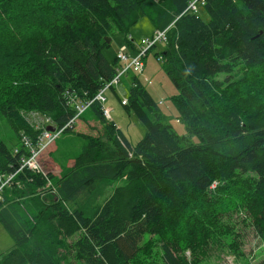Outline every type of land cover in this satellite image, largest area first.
<instances>
[{"label": "trees", "instance_id": "trees-1", "mask_svg": "<svg viewBox=\"0 0 264 264\" xmlns=\"http://www.w3.org/2000/svg\"><path fill=\"white\" fill-rule=\"evenodd\" d=\"M142 17L167 30L163 68L178 90L172 100L187 134L174 131L163 102L135 76L127 102L121 100L146 129L133 146L95 98L121 66L117 56H106L107 38L117 31L132 46L128 35ZM263 67L264 0H0V115L12 131L36 141L42 129L23 111L49 114L61 127L78 113L76 102L94 99L80 117L89 112L103 126L61 178L19 170L29 150L21 145L16 153L0 137V171L19 170L0 200V222L15 242L0 264H63L59 237L76 234L75 254L84 264H130L155 235L163 264H190L169 236L181 234L183 199L248 174L253 229L264 242V96L246 84ZM254 88L264 89V75ZM116 180L122 183L106 191ZM209 215L208 226L202 221L204 231L197 230L203 239L221 234L212 228L217 214Z\"/></svg>", "mask_w": 264, "mask_h": 264}, {"label": "rangeland", "instance_id": "rangeland-1", "mask_svg": "<svg viewBox=\"0 0 264 264\" xmlns=\"http://www.w3.org/2000/svg\"><path fill=\"white\" fill-rule=\"evenodd\" d=\"M200 14L205 20H209L210 17L205 10L200 9ZM155 32L156 30L150 20L147 17H142L131 28L128 35L129 39L130 36L133 39L132 46L123 34L114 31L113 37L111 36V46L105 49V54L109 59H113L118 55L120 49L125 48L127 53L131 55V61L142 47H147L146 40L152 38ZM165 48L166 42H158L156 48L142 58L145 65L142 73L129 70L117 84H112L115 86L116 94L110 88H107L105 93L106 100L103 101V106L104 109L110 110L111 118L108 117V119L115 121L133 146L145 136L146 129L134 113L128 114L125 111L121 100L128 98L130 86L135 76L157 102H163L160 108L167 116V122L170 123L174 131L180 136L187 134L185 124L178 120V110L172 100L178 94V90L163 68L161 53L164 52ZM261 75H264V67L260 71L253 70L248 81L246 80V84L251 87L250 93L258 97L264 96V89L256 90L254 88ZM3 76L4 74L0 73V80ZM219 77L223 78L224 75L221 74ZM23 112L28 123L36 129H42L49 121L53 122L52 116L49 114L38 111ZM68 128L47 151L40 155V170L33 171L25 167L26 170L43 174L46 178H49V174L61 178L65 171L74 167L75 157L82 150L87 137H90L89 135L97 136L102 131L103 126L97 118L87 112ZM19 136L12 131L8 122L0 115V137L16 153L23 145ZM193 141L198 142V139L195 137ZM26 155L28 154H24L23 157ZM253 179V174L232 179L223 186L222 190L216 189L218 183L215 182L206 195L194 194L190 201L188 197L183 199L185 206L182 210H178L180 216L176 221L182 223L177 226V229H182L181 234L178 237L173 234H169V236L174 241L173 244L185 253L190 264H259L264 258V242L253 229L255 212L249 210L248 204L254 188ZM121 183V180L108 182L105 190L111 191L112 188ZM13 187L12 182L9 190ZM46 188L52 193L56 192L51 179H48ZM38 191L40 192V189ZM204 208L208 210L202 211ZM211 210L214 217L216 214L218 216V223L212 228L221 234L209 233L203 239L201 232L197 233V230L204 231L199 228L202 226V221H205L204 225L208 226L209 223L206 221L210 217L209 212ZM193 216L199 217L195 220L198 223V228L189 226L190 222L193 221ZM79 237L78 234L66 238L59 237L61 245L57 247V251L62 257L63 264H84L78 259L74 250V242ZM160 240L159 235L151 238L146 237L147 243L144 245V250L130 264H163L159 247ZM14 246L15 242L12 236L0 222V262Z\"/></svg>", "mask_w": 264, "mask_h": 264}, {"label": "built area", "instance_id": "built-area-1", "mask_svg": "<svg viewBox=\"0 0 264 264\" xmlns=\"http://www.w3.org/2000/svg\"><path fill=\"white\" fill-rule=\"evenodd\" d=\"M193 10L197 11L198 6L195 2H192L189 6ZM166 31H156L154 36L152 38H149L146 40L147 47H142L140 51L132 58L130 61L131 55L127 53L126 49H120L118 52L117 57L119 58V61L121 63V66L118 68V72L114 79L108 83L96 96L95 99H98L100 101H105V93L107 88L110 87L112 84H117L122 76L128 72L129 70H133L137 73H142L144 70V62L142 60L143 57H145L148 52L158 43V42H166L167 41V35ZM73 97H71L72 99ZM94 99V100H95ZM88 101L86 103L84 102H76V108L78 110V113L65 125L59 127L58 125H54L53 122H48L44 127L42 128V132L38 135L37 140L34 141L30 136H28L25 133L21 134V140L22 144L29 150L28 155L22 158V165L21 169L24 167H28L29 169L33 171L40 170V164H39V157L42 153L47 151L56 141L57 139L62 135V133L65 131L66 128L76 123V121L79 119L80 115L86 110V108L92 103V101ZM73 101V100H72ZM123 103L127 102L126 100L122 101ZM104 114L107 115V117L110 118V110L104 109ZM48 127H54L55 130H49ZM19 150H17L18 152ZM18 170V171H19ZM11 172V173H5L0 171V200H2L3 192L4 190L11 185V183L14 180V177L16 173L18 172Z\"/></svg>", "mask_w": 264, "mask_h": 264}, {"label": "water", "instance_id": "water-1", "mask_svg": "<svg viewBox=\"0 0 264 264\" xmlns=\"http://www.w3.org/2000/svg\"><path fill=\"white\" fill-rule=\"evenodd\" d=\"M107 41H108V42H111V38H107ZM48 129H49V130H55L54 127H50V128L48 127Z\"/></svg>", "mask_w": 264, "mask_h": 264}, {"label": "crops", "instance_id": "crops-1", "mask_svg": "<svg viewBox=\"0 0 264 264\" xmlns=\"http://www.w3.org/2000/svg\"><path fill=\"white\" fill-rule=\"evenodd\" d=\"M110 118H111V116H110Z\"/></svg>", "mask_w": 264, "mask_h": 264}]
</instances>
